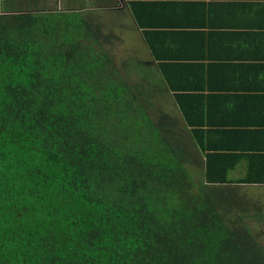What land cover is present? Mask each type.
Returning <instances> with one entry per match:
<instances>
[{"label":"trees","instance_id":"trees-1","mask_svg":"<svg viewBox=\"0 0 264 264\" xmlns=\"http://www.w3.org/2000/svg\"><path fill=\"white\" fill-rule=\"evenodd\" d=\"M57 1L0 0V264H264V164L198 184L121 0Z\"/></svg>","mask_w":264,"mask_h":264},{"label":"crops","instance_id":"crops-1","mask_svg":"<svg viewBox=\"0 0 264 264\" xmlns=\"http://www.w3.org/2000/svg\"><path fill=\"white\" fill-rule=\"evenodd\" d=\"M121 2L138 28L136 34L124 30L128 56H136L146 70L151 66L167 88L166 102L158 107L189 121L201 142L202 166L189 170L203 174L211 162L214 170L229 172L231 184H245L240 180L246 173H258L264 164V0ZM256 195L264 212V196Z\"/></svg>","mask_w":264,"mask_h":264},{"label":"rangeland","instance_id":"rangeland-1","mask_svg":"<svg viewBox=\"0 0 264 264\" xmlns=\"http://www.w3.org/2000/svg\"><path fill=\"white\" fill-rule=\"evenodd\" d=\"M129 57H130V56H128V55L126 54V58L129 59ZM133 70H134V69L132 68V71H133ZM146 74H147V81L151 80V81H153V82H151V84H153L154 86L163 87L162 84H161L162 80L159 79L158 75L155 74V72L153 71V69H152L151 67H149L147 70L145 69V71L143 72L142 75L146 78ZM149 83H150V82H149ZM165 111H167V110L165 109ZM195 181H196L198 184H200L201 181H202V174L196 175V176H195ZM258 190H259V191H258ZM258 192H259V197H260V196H264V189H263V188H262V189H258V188H257V189H252V190H251V195L254 196L255 193L258 194ZM254 197H255V196H254ZM260 216H264V215H260ZM254 227H255V226H254ZM254 227H253V228H254ZM261 227H263V226L261 225Z\"/></svg>","mask_w":264,"mask_h":264}]
</instances>
